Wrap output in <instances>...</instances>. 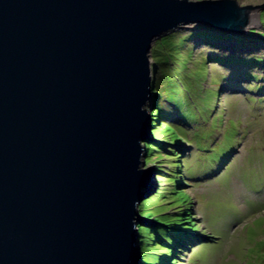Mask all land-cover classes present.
I'll list each match as a JSON object with an SVG mask.
<instances>
[{"label": "water", "instance_id": "water-1", "mask_svg": "<svg viewBox=\"0 0 264 264\" xmlns=\"http://www.w3.org/2000/svg\"><path fill=\"white\" fill-rule=\"evenodd\" d=\"M257 8L0 0V264H135L153 46L194 22L242 32Z\"/></svg>", "mask_w": 264, "mask_h": 264}, {"label": "rangeland", "instance_id": "rangeland-1", "mask_svg": "<svg viewBox=\"0 0 264 264\" xmlns=\"http://www.w3.org/2000/svg\"><path fill=\"white\" fill-rule=\"evenodd\" d=\"M237 1L240 6L264 4V0ZM250 15L244 34L225 36L219 31L216 43L200 40L205 38L203 31L209 37L210 33L200 24H190L155 44L152 72L164 88L158 107L166 113L161 119L157 117L161 111L155 113L153 128L161 141L148 143L154 151L142 166L157 174L156 190L148 199L158 193L139 211L155 218L138 216L136 222L168 231L158 221L170 222L175 212L193 217L195 225L184 224L188 245L178 256L172 257L173 249L162 240L150 241L151 254L169 251L165 259L152 254L158 261L264 264V10L253 9ZM208 54L229 57L225 63ZM155 109L156 105L152 112ZM170 225V232H178ZM144 238L142 233L139 239Z\"/></svg>", "mask_w": 264, "mask_h": 264}, {"label": "clouds", "instance_id": "clouds-1", "mask_svg": "<svg viewBox=\"0 0 264 264\" xmlns=\"http://www.w3.org/2000/svg\"><path fill=\"white\" fill-rule=\"evenodd\" d=\"M262 5V4H261ZM259 9V8H258ZM261 10H264L261 9ZM252 16V15H251ZM251 16H250V20H251ZM251 21H249V23L242 27L243 31L242 32H238V31H229V30H224L222 28H219L217 26H214V25H211L209 23H202V22H194V23H188V24H183L182 26H179V27H176L170 31H168L167 33H165L164 35H167L169 33H171L172 31L176 30V29H179V28H182L184 27L185 25H190V24H200V27H206L205 29H207V31L210 33V34H219V31H222L221 34H224L225 36L228 34V33H235V34H244L246 31H247V28L248 26L250 25ZM204 33L202 35H205V38H200V40L204 39V40H208L210 42H214L216 43L217 40L219 39L220 36L218 37H215V36H212L211 38L205 33V31H203ZM250 32H254L256 33V31H250ZM163 35V36H164ZM162 37H160L159 39H161ZM216 39V40H215ZM158 41V39H157ZM156 41V42H157ZM155 42V44H156ZM155 44L153 46V49H152V54H151V71H152V62L155 60V58H153V52H155L157 50V48L155 47ZM203 44V43H201ZM258 48H260L258 46ZM216 54V53H215ZM206 56H210L211 58H216V59H219L223 62L226 63L228 57L225 56V55H220V54H217L216 57L214 56H211V55H206ZM229 61V60H228ZM248 75V74H247ZM251 75V74H250ZM249 75V76H250ZM253 76V75H251ZM258 76V75H257ZM159 80V79H158ZM158 80H156L155 78V75H154V71L152 72V79H151V84H150V96L148 97V100L146 102V108L148 107L149 105V108H147V110L149 111L150 115L152 116L153 120H152V128L154 126V122L156 119H154V116H155V113H157L158 111H161V114H157V117H159V119H161L162 117H165L164 114L166 113L165 110L162 108L160 109L158 107V99H159V96L161 95V93L163 92L164 88L161 86L162 84L158 85ZM260 87L262 85H259ZM157 89V91H156ZM155 105L157 106V109H155L153 112H152V109L155 108ZM163 114V116H162ZM162 116V117H161ZM167 118L168 119H171V116L166 114ZM181 120V119H180ZM168 126H166L167 128ZM160 128H163V126H161ZM234 128L238 131V128H237V123L236 125H234ZM161 132L162 129H161ZM238 134V133H237ZM158 134L156 135L155 134V130L153 128L152 130V134L151 136L147 137V140L144 141L142 143V145L144 146V156L147 157L150 153H152L154 150L150 149L149 147V142H152V141H161L159 140V137H157ZM226 136V130H225V133H224V137ZM144 137V136H143ZM163 138V137H162ZM168 140V139H166ZM170 142V141H169ZM147 143V144H146ZM173 145V144H171ZM179 145V144H178ZM178 145H173V146H177L179 147ZM216 145H219V143H217ZM180 147H185V146H180ZM145 157L143 159H145ZM147 160V159H146ZM143 163H146L144 160H143ZM141 168H144V166H142ZM145 169H150V168H145ZM151 169H154V168H151ZM151 176H153V181H151L150 183V186H149V191H147V195L149 193H151L152 191L154 192L155 187H156V184H155V179L157 177V174L155 173V169H154V174H151ZM159 181V180H158ZM153 187V188H151ZM160 188V187H159ZM158 188V190H159ZM158 191L156 192V194H153L151 198L155 197L157 195ZM180 193L184 194L185 192L184 191H181ZM150 199H146L144 201L141 202V204L138 206V212L141 210L140 209V206L143 205V203H146L147 200H150ZM191 210V209H190ZM144 215V214H143ZM172 218H170V222H166V221H158L162 226H164L165 228H168L169 230L168 231H163V230H157L155 229L154 227H151V226H139V224L137 222L136 223V227H137V233L135 234L136 236V240L134 241V251H133V254L135 253V256H134V259H132L131 257V261H134L135 264H172V263H168V262H161L160 260L158 261V258L157 257H154L152 256V254L154 255H159V258H162V259H165L166 257H169L170 255H168V252H161V253H150L148 250L150 249L148 245H151L150 244V241H153V243H161L160 240H162V244L164 245H167L169 246L171 249H173V251L170 252L171 256H178V254L180 253L181 249H186L185 248V244L188 245V242H187V239H188V236L187 234L189 233V230L184 227V222L179 224L178 222L186 217H182L181 215L173 212L172 213ZM139 217L141 218H146L147 220H152L154 219L155 217H152V215H145V216H141L139 214ZM141 218V219H142ZM194 220V219H193ZM156 221V220H155ZM187 221H190V220H187ZM164 223L166 224H169V226H166ZM189 223V222H187ZM172 224L174 226V228L176 229V231L178 232H170L171 229H172V226L170 225ZM179 225H181V227H179ZM183 226V227H182ZM185 228V229H184ZM145 230V231H144ZM181 230H182V233H181ZM146 231H150V233L153 234L150 235L149 237L146 236ZM180 232V233H179ZM142 233L143 235L145 236L144 239H139V238H142ZM157 235H160L161 237L157 238ZM168 236H171L173 237V240H167L165 237H168ZM182 261H179V262H176V263H173V264H181Z\"/></svg>", "mask_w": 264, "mask_h": 264}, {"label": "trees", "instance_id": "trees-1", "mask_svg": "<svg viewBox=\"0 0 264 264\" xmlns=\"http://www.w3.org/2000/svg\"><path fill=\"white\" fill-rule=\"evenodd\" d=\"M210 35H211V37H212V36H215V37H218V36H219V35L217 36V34H210ZM211 37H210V38H211ZM250 76H251V75H250ZM228 130H230V128L227 127V128H226V134L228 133ZM233 132H234L235 135L238 133V131H237L236 129H235V130L233 129ZM225 139H226V136H225ZM219 146H220V145H219ZM187 220H190V221H187ZM183 221H184L183 224H187V222H191V223H190V226L193 225V227H195V225L193 224V223H194L193 217L184 218ZM258 221H260V220H258ZM261 221H262V220H261ZM181 225H182V224H181ZM181 225H179V227H181ZM188 226H189V225H188ZM182 227H183V226H182ZM186 228H188V227L186 226ZM184 229H185V228H184ZM193 229H194V228H193ZM181 233H182V230H181ZM150 235L153 236L152 233H150Z\"/></svg>", "mask_w": 264, "mask_h": 264}, {"label": "bare ground", "instance_id": "bare-ground-1", "mask_svg": "<svg viewBox=\"0 0 264 264\" xmlns=\"http://www.w3.org/2000/svg\"><path fill=\"white\" fill-rule=\"evenodd\" d=\"M135 222H136V220H135ZM134 249V248H133ZM134 256H135V253L132 255V259H134Z\"/></svg>", "mask_w": 264, "mask_h": 264}]
</instances>
